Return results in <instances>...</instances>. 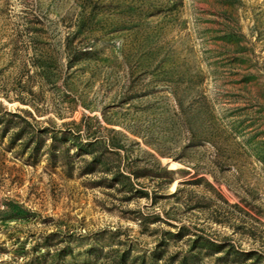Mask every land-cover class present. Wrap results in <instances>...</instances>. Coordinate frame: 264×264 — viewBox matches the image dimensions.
Listing matches in <instances>:
<instances>
[{
    "label": "rangeland",
    "instance_id": "rangeland-1",
    "mask_svg": "<svg viewBox=\"0 0 264 264\" xmlns=\"http://www.w3.org/2000/svg\"><path fill=\"white\" fill-rule=\"evenodd\" d=\"M0 264H264V0H0Z\"/></svg>",
    "mask_w": 264,
    "mask_h": 264
}]
</instances>
